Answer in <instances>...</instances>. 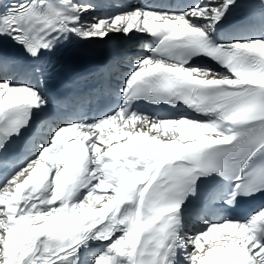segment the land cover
<instances>
[{"label":"snow or ice","instance_id":"6c2138e0","mask_svg":"<svg viewBox=\"0 0 264 264\" xmlns=\"http://www.w3.org/2000/svg\"><path fill=\"white\" fill-rule=\"evenodd\" d=\"M243 6L0 0V264H264V201L233 215L264 197V0L228 32ZM114 35L147 53L115 106H53L46 58Z\"/></svg>","mask_w":264,"mask_h":264},{"label":"bare ground","instance_id":"6f19581e","mask_svg":"<svg viewBox=\"0 0 264 264\" xmlns=\"http://www.w3.org/2000/svg\"><path fill=\"white\" fill-rule=\"evenodd\" d=\"M124 2H126V3H136L137 0H124ZM139 2L140 3H146V4L154 3L151 0H139ZM125 40L129 44V48L127 49V51L124 54L125 56L122 58V60L119 63L121 71H118V74H117L116 78H122L123 77L124 73L128 69V61L130 59H133V58H135L137 56H142V48L143 47L141 45L144 43L142 40L138 41L136 38H134L132 40H128V39H125ZM113 82L117 83V84H120L121 83V79H114Z\"/></svg>","mask_w":264,"mask_h":264}]
</instances>
